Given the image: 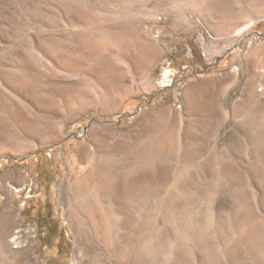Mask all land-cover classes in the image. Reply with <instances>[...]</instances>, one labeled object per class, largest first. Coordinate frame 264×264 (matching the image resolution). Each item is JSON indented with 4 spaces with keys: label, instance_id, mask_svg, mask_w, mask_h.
Returning <instances> with one entry per match:
<instances>
[{
    "label": "rangeland",
    "instance_id": "rangeland-1",
    "mask_svg": "<svg viewBox=\"0 0 264 264\" xmlns=\"http://www.w3.org/2000/svg\"><path fill=\"white\" fill-rule=\"evenodd\" d=\"M239 56L264 57V0H0V264H38L32 227L24 219L33 223L51 214L72 234L70 264H116L109 254L124 250L123 264H138L134 224L122 227L115 247L106 212L97 204L82 211L66 186L96 160L109 158L94 150V134L111 141V130L126 131L149 112L179 104L191 83L228 76ZM246 77L240 72L228 102L238 99ZM260 99L253 114L264 115V94ZM234 123L206 120L208 142L203 149L192 142L193 155L179 163L157 162L154 151L139 146L145 135L134 142L130 153L139 150L150 159L140 170L142 186L128 192L122 213L134 216L137 203H144V231L165 244L156 254L146 252L144 264H264V140L251 139ZM246 138L261 157L253 177L245 169ZM231 148L242 163L241 183L217 165ZM161 168L169 175L158 183ZM174 178L190 201L168 202ZM249 183L256 200L248 198ZM161 205L169 214L172 208L187 218L193 213L202 226L199 240L187 243L181 230L164 223ZM211 218L217 233L205 230ZM15 235L21 242H14ZM169 239L177 240V249L169 248Z\"/></svg>",
    "mask_w": 264,
    "mask_h": 264
},
{
    "label": "bare ground",
    "instance_id": "bare-ground-1",
    "mask_svg": "<svg viewBox=\"0 0 264 264\" xmlns=\"http://www.w3.org/2000/svg\"><path fill=\"white\" fill-rule=\"evenodd\" d=\"M252 23L253 21L249 20V22L247 24H244L243 27L239 28L235 32V34H237V32H239L241 29L249 27V25H251ZM240 72L247 74V77L242 81L240 95L238 99L232 102H228V89L233 87L240 80ZM222 75L224 76H221L219 74L211 75L209 76V79L204 83H191L190 85H188V87H186V89H184V91L180 93L179 104L149 112L145 117H143V119H141V121L136 123L132 128L127 129L126 131L111 130V133L114 134V138L111 141L109 140V137L104 134H94L93 140L95 141L94 144H96V148H94V150L99 151L100 153L103 152L107 154L109 158L103 160L102 163L100 162L102 160H96L93 168H89L82 175L69 181L66 186L68 193L70 194V196H72V204H75L79 209L82 210L87 208L90 210L93 207L91 204H97V207L100 211L104 210L106 212L107 217L109 219V243L113 244L115 247L121 238L122 227L130 221L134 224L136 234L135 236H133L135 241L134 246L136 249L138 264H144V255L146 252L151 253V255L156 254L162 249L165 244L161 242L156 236H154L155 233L154 235L150 233L147 234L144 231V203V205L137 203L134 216L126 217L122 213V206L129 195L128 192L131 189L137 190L142 186L140 170L141 167H145V165H148L150 159L148 155L141 156L139 150L137 154L132 155L130 153V149L132 146H134V142L136 140H138L141 136L145 135L147 138L143 137L144 140L142 139L141 141H139V146L145 150H150V152L154 151L157 157L155 160L159 163H161V161H169L170 159H174L176 162L179 163L180 160L184 158L187 154H192L194 152L192 142H196L200 146V148L203 149L205 141L208 142L206 140V120H211L212 122L217 121V123L219 124L220 122H223L226 119H230V121H233L237 124H242L245 130L251 134V139L262 138V141L264 140V115L260 111L255 112L256 114L250 112L251 110H257L258 108H260V97L264 94V57L262 58V60H256L250 57L247 59H241V56H239L238 61L230 69L229 75ZM195 123H198L199 126H197ZM221 125L223 124L221 123ZM250 138H246V140L244 139L245 144H243V146H245L244 149L245 154L247 156L245 169H247L249 175L253 177L255 166L261 157L259 158L256 152L254 142ZM89 145V143L87 145H82L79 150L80 154L84 153L83 151H88ZM200 148H198V151ZM232 148H234V146ZM232 148L229 149L231 155L228 153L229 156L227 158H221L217 165L219 169L226 170L228 172H233L232 175H234L236 179H239L241 183L242 178L241 176L239 178V166H241L240 164L242 163H240L238 159H235L237 156H233ZM262 149L264 150V148ZM199 157L201 158L202 155H199ZM151 161L154 160L152 159ZM203 161L204 160L202 158V165H204ZM261 161L264 162V155L261 158ZM166 175V170L161 168L156 174V179L158 183L164 182L166 180ZM172 176L174 177V175ZM216 177L219 178V176L217 175ZM178 184L177 178H174V180L170 183L168 189L166 190L168 191V199L182 198L185 202L190 201L192 199V196L184 192L181 189L183 187L180 188ZM219 185L220 184L218 183V186ZM248 185L250 187V194L248 195V198L256 200L257 193L254 192V188H252L250 183ZM223 186L224 185H222V188ZM166 194L167 192L165 193V195ZM141 200L143 201L144 198H138V202ZM173 201L176 202V200ZM168 202L172 201L170 200ZM87 204H89L90 207H87ZM155 210H157V208ZM180 213L176 209L172 208L169 214L167 212L166 206L162 207L161 205L159 207V214L161 215V220H163L164 223H169L177 231L181 230L187 243L190 240L196 242L197 240H199V236L202 234V226L197 223V220H195L193 213L188 218L185 215L183 216V214L181 216ZM88 220L91 229L93 230V233L97 234L98 231L96 222L91 218H88ZM207 227L208 228L205 227L206 231H212L213 233H217L218 225L212 220V218ZM16 232H20V230ZM207 234L208 233H206V235ZM12 239L15 243L21 242L19 240V235L13 236ZM168 243L169 248L171 247V249H177V240L169 239ZM124 248L126 249L127 246ZM113 253L109 254V258H115L116 264H123V259H125L128 254L126 250L120 252L121 254L119 256L116 255V252L115 254ZM186 253H188L190 258L194 259L195 255L192 248L187 249Z\"/></svg>",
    "mask_w": 264,
    "mask_h": 264
},
{
    "label": "crops",
    "instance_id": "crops-1",
    "mask_svg": "<svg viewBox=\"0 0 264 264\" xmlns=\"http://www.w3.org/2000/svg\"><path fill=\"white\" fill-rule=\"evenodd\" d=\"M24 222L34 230V251H36L38 264H70L72 262V234L62 219L51 214L43 221L35 218L33 223L25 219Z\"/></svg>",
    "mask_w": 264,
    "mask_h": 264
},
{
    "label": "built area",
    "instance_id": "built-area-1",
    "mask_svg": "<svg viewBox=\"0 0 264 264\" xmlns=\"http://www.w3.org/2000/svg\"><path fill=\"white\" fill-rule=\"evenodd\" d=\"M31 233H32V236L34 235V230H33V228L31 229Z\"/></svg>",
    "mask_w": 264,
    "mask_h": 264
}]
</instances>
